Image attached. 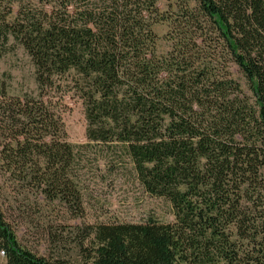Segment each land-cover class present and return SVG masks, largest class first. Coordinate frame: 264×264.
I'll return each mask as SVG.
<instances>
[{
    "label": "trees",
    "instance_id": "16d2710c",
    "mask_svg": "<svg viewBox=\"0 0 264 264\" xmlns=\"http://www.w3.org/2000/svg\"><path fill=\"white\" fill-rule=\"evenodd\" d=\"M160 1L0 0V62L14 40L38 90H0V182L83 218L80 150L126 156L174 219L87 225L92 264H264V0H176L180 18ZM169 20L160 55L153 27ZM69 95L85 107L87 145L68 141ZM0 251L4 264H68L25 247L1 201Z\"/></svg>",
    "mask_w": 264,
    "mask_h": 264
},
{
    "label": "rangeland",
    "instance_id": "374dc122",
    "mask_svg": "<svg viewBox=\"0 0 264 264\" xmlns=\"http://www.w3.org/2000/svg\"><path fill=\"white\" fill-rule=\"evenodd\" d=\"M160 8L173 18L182 17L179 2L161 0ZM195 4L190 2V6ZM157 34L156 50L166 54L172 47L169 34L173 24L164 21L153 27ZM13 45L0 62V90L10 96L37 94L35 67L23 47ZM226 61V59H225ZM231 77L245 93L251 95L247 80L238 66L226 63ZM62 117L68 141L87 145L85 107L77 96L65 99ZM109 151L90 146L80 150L78 176L82 188L85 215L76 217L64 204L48 202L31 188L10 189L7 181L0 182V201L5 217L16 231L20 242L40 256L50 260L65 259L68 264H92L93 238H85L86 226L101 222L125 221L138 223L154 217L162 222L172 221L171 204L150 196L137 180L132 162L125 157L117 161ZM5 258L0 251V264Z\"/></svg>",
    "mask_w": 264,
    "mask_h": 264
},
{
    "label": "built area",
    "instance_id": "2783aa9c",
    "mask_svg": "<svg viewBox=\"0 0 264 264\" xmlns=\"http://www.w3.org/2000/svg\"><path fill=\"white\" fill-rule=\"evenodd\" d=\"M1 253H2L3 256L5 255L4 252H1Z\"/></svg>",
    "mask_w": 264,
    "mask_h": 264
}]
</instances>
